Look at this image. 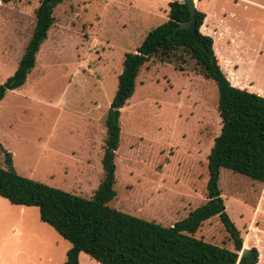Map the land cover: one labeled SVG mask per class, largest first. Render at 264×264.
Masks as SVG:
<instances>
[{"label": "rangeland", "instance_id": "rangeland-1", "mask_svg": "<svg viewBox=\"0 0 264 264\" xmlns=\"http://www.w3.org/2000/svg\"><path fill=\"white\" fill-rule=\"evenodd\" d=\"M171 1L182 0H62L55 7L54 23L26 83L0 101V143L13 155L20 175L92 196L102 177L104 116L124 55L167 20ZM213 1L204 5L209 14L219 9ZM39 2H0V83L17 68ZM229 7L238 15L249 11L242 1L230 0ZM235 20L241 29L249 28L241 17ZM260 33L253 35L256 44L264 42ZM215 52L219 55L218 42ZM257 52L264 66V48ZM236 57L224 56L221 63L231 67ZM120 125L116 196L109 206L170 226L206 200L207 156L221 118L216 84L196 73L191 60L182 67L158 59L144 64L121 109ZM262 188L246 176L220 170L226 212L247 238L243 247L249 241L258 250L257 264H264ZM195 236L232 249L216 216ZM69 247L40 220L37 207L13 205L0 197V264H62ZM79 264L100 263L81 252Z\"/></svg>", "mask_w": 264, "mask_h": 264}, {"label": "trees", "instance_id": "trees-1", "mask_svg": "<svg viewBox=\"0 0 264 264\" xmlns=\"http://www.w3.org/2000/svg\"><path fill=\"white\" fill-rule=\"evenodd\" d=\"M12 0H0L6 4ZM62 0H40L35 25L14 73L0 83V101L22 87L35 66L36 55L54 23L53 11ZM206 14L196 8L198 42L180 24L190 18L182 1L168 3L167 20L148 31L134 52L124 55L117 88L105 116L102 177L90 198L20 175L12 154L0 143V197L13 205L34 206L42 222L70 243L62 264H79L81 252L100 264H256L258 250L239 259L243 237L226 212L219 189L220 170L229 169L264 184V97L232 86L221 69L213 39L199 31ZM188 56V60L184 58ZM150 59L193 70L216 84L219 134L207 156L206 200L184 218L165 226L109 206L116 196L115 157L120 144L121 109L135 91L136 78ZM218 217L232 249L198 238L196 232Z\"/></svg>", "mask_w": 264, "mask_h": 264}, {"label": "crops", "instance_id": "crops-1", "mask_svg": "<svg viewBox=\"0 0 264 264\" xmlns=\"http://www.w3.org/2000/svg\"><path fill=\"white\" fill-rule=\"evenodd\" d=\"M206 1L208 0H198L195 2L196 8L206 14L199 31L212 37L214 50L218 42L219 55L216 52L214 53L227 79L232 86L246 89L264 97V66L261 64L263 62L260 61V58L257 57L259 53L257 52L258 48H264V42L256 44L253 40L254 33L261 32L260 34H264V3L261 4L255 0H233L235 4L242 1L249 6V11H244L241 15H238L234 13L233 9H230V0H214L215 6L219 9L218 11L215 9L212 14H209L204 8ZM260 13L263 15L262 22L260 21ZM238 17L244 19L249 28L241 29L239 27L240 22L235 20ZM254 51L256 52L255 59L253 57ZM233 54L238 56L232 62L233 68H231L232 66H228L226 61L223 64L221 63V59L222 61L225 60L224 56L231 57ZM259 201L260 198L257 201L256 212L259 209ZM245 239L247 240L243 236V241ZM245 247L249 249L253 248L251 244L249 245V241L245 243Z\"/></svg>", "mask_w": 264, "mask_h": 264}, {"label": "water", "instance_id": "water-1", "mask_svg": "<svg viewBox=\"0 0 264 264\" xmlns=\"http://www.w3.org/2000/svg\"><path fill=\"white\" fill-rule=\"evenodd\" d=\"M182 2L187 5L190 13V18L187 21L182 22L179 27L189 28L194 35L195 41L198 42L196 20H195V11H196L195 0H182ZM252 252H253L252 249H249L247 247H242L238 260H240L244 256L250 255Z\"/></svg>", "mask_w": 264, "mask_h": 264}]
</instances>
